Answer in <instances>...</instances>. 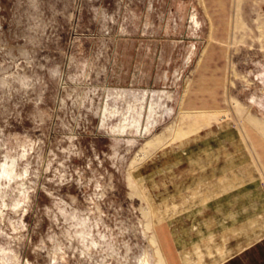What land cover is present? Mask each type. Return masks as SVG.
Segmentation results:
<instances>
[{"label": "rangeland", "instance_id": "1", "mask_svg": "<svg viewBox=\"0 0 264 264\" xmlns=\"http://www.w3.org/2000/svg\"><path fill=\"white\" fill-rule=\"evenodd\" d=\"M0 264H264V0H0Z\"/></svg>", "mask_w": 264, "mask_h": 264}, {"label": "crops", "instance_id": "2", "mask_svg": "<svg viewBox=\"0 0 264 264\" xmlns=\"http://www.w3.org/2000/svg\"><path fill=\"white\" fill-rule=\"evenodd\" d=\"M175 253V258H176V256H177V254H176V252H174ZM171 262V261H170Z\"/></svg>", "mask_w": 264, "mask_h": 264}]
</instances>
